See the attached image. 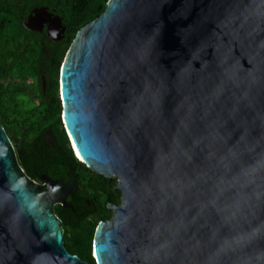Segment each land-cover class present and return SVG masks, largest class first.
Masks as SVG:
<instances>
[{
    "label": "water",
    "instance_id": "water-1",
    "mask_svg": "<svg viewBox=\"0 0 264 264\" xmlns=\"http://www.w3.org/2000/svg\"><path fill=\"white\" fill-rule=\"evenodd\" d=\"M52 12L24 27L59 39ZM59 95L75 156L120 191L96 264H264V0H107ZM74 188L31 179L0 121V264H89L53 211Z\"/></svg>",
    "mask_w": 264,
    "mask_h": 264
},
{
    "label": "trees",
    "instance_id": "trees-1",
    "mask_svg": "<svg viewBox=\"0 0 264 264\" xmlns=\"http://www.w3.org/2000/svg\"><path fill=\"white\" fill-rule=\"evenodd\" d=\"M106 2L0 0V77L4 75L6 65L11 69L10 74H15L31 71L35 64L44 62L49 67L51 80L47 91L49 97L42 100L43 94L40 93L41 106L50 110L42 114L26 113L16 103L15 91L0 83V121L13 143L20 166L31 179L41 182L39 176L44 172L60 183L67 184L74 175L75 188L66 197L67 207L56 204L53 211L63 228V241L67 250L89 264H96L92 256L96 226L99 221L111 217V210L106 205L118 204L120 191L115 188V178L93 172L74 156L61 122L57 77L75 34L104 10ZM39 6L52 9L66 23L63 40L59 43L50 42L49 57L42 48L46 37L31 34L22 24L29 9ZM37 55L38 59L31 62L33 56ZM37 74L35 72L34 76L37 77ZM7 96L12 99L11 102H6Z\"/></svg>",
    "mask_w": 264,
    "mask_h": 264
},
{
    "label": "flooded vegetation",
    "instance_id": "flooded-vegetation-1",
    "mask_svg": "<svg viewBox=\"0 0 264 264\" xmlns=\"http://www.w3.org/2000/svg\"><path fill=\"white\" fill-rule=\"evenodd\" d=\"M41 7V6H39ZM36 8V7H32L31 9H29L28 13L26 14L25 18H24V22H22V24L24 25L25 21L27 20V17L29 14H31L32 10ZM38 8V7H37ZM48 11H52L48 10ZM52 16H59L61 18V25L64 28V32L61 35L59 39L53 40L49 37L47 31V24L43 25L42 30L38 31H31V30H27L29 31L31 34L33 35H38V36H45L46 37V41L43 44L42 43V48L44 49L45 55H48L49 53V47H50V42L53 43H59L63 40L64 37V33L66 31V23L63 21V18L58 15L56 12H52ZM47 22L49 23H53V18L52 19H46ZM41 27V26H40ZM20 41L21 38H19ZM41 42H43V39L41 40ZM41 47V46H40ZM38 59V55L37 56H33V60L31 59V62H35ZM5 72L4 75L2 77H0V83L4 85V87H8L9 89H13L15 91L16 95V103H19V105L22 107V110H24L26 113L28 114H42V113H46V112H50V110H48L47 108L41 106L40 101H41V97H40V93L43 94L42 96V100L49 97V84L51 82L50 80V71H49V67L44 63H37L33 66V70L31 71H19L15 74H10V70L9 66L6 65L5 67ZM32 68V66H31ZM37 72V77L34 76V73ZM58 79V86H59V78ZM39 80V82H38ZM42 81H44V85L42 84ZM40 83V86H39ZM39 87L41 89V92L39 91ZM59 89V87H58ZM48 91V92H47ZM59 91V90H58ZM51 98V97H50ZM52 98H54V96H52ZM60 98V97H59ZM11 99V98H10ZM9 99V97H6V102H11V100ZM28 100V103H25V100ZM31 102V104H30ZM61 102V100H60ZM6 105H8L6 103ZM61 112H62V107H61ZM63 125V124H62ZM64 128V125H63ZM65 130V128H64ZM66 133V131H65ZM67 135V133H66ZM68 138V137H67ZM69 142V139H68ZM70 145V143H69ZM46 173H41L39 178L41 179V176L44 175ZM41 183V182H39Z\"/></svg>",
    "mask_w": 264,
    "mask_h": 264
},
{
    "label": "clouds",
    "instance_id": "clouds-1",
    "mask_svg": "<svg viewBox=\"0 0 264 264\" xmlns=\"http://www.w3.org/2000/svg\"><path fill=\"white\" fill-rule=\"evenodd\" d=\"M59 90V89H58ZM59 97H60V95H59ZM61 122H62V119H61ZM62 124H63V122H62ZM70 148H71V145H70ZM71 150H72V148H71ZM72 152H73V150H72ZM73 154H74V152H73ZM74 156H75V154H74ZM76 157V156H75ZM77 158V157H76ZM78 159V158H77ZM80 161V160H79Z\"/></svg>",
    "mask_w": 264,
    "mask_h": 264
},
{
    "label": "rangeland",
    "instance_id": "rangeland-1",
    "mask_svg": "<svg viewBox=\"0 0 264 264\" xmlns=\"http://www.w3.org/2000/svg\"><path fill=\"white\" fill-rule=\"evenodd\" d=\"M24 102H25V103H28V100L26 99ZM28 104H29V103H28ZM30 104H31V102H30Z\"/></svg>",
    "mask_w": 264,
    "mask_h": 264
}]
</instances>
